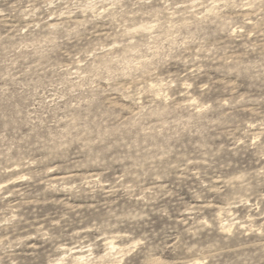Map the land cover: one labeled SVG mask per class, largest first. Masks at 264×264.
Instances as JSON below:
<instances>
[{
	"label": "rangeland",
	"instance_id": "1",
	"mask_svg": "<svg viewBox=\"0 0 264 264\" xmlns=\"http://www.w3.org/2000/svg\"><path fill=\"white\" fill-rule=\"evenodd\" d=\"M0 264H264V0H0Z\"/></svg>",
	"mask_w": 264,
	"mask_h": 264
}]
</instances>
